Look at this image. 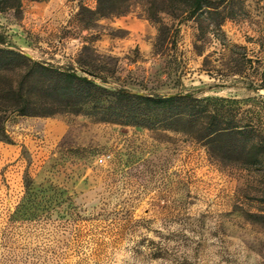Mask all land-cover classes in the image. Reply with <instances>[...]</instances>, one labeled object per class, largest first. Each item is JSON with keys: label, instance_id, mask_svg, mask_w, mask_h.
Returning a JSON list of instances; mask_svg holds the SVG:
<instances>
[{"label": "rangeland", "instance_id": "obj_1", "mask_svg": "<svg viewBox=\"0 0 264 264\" xmlns=\"http://www.w3.org/2000/svg\"><path fill=\"white\" fill-rule=\"evenodd\" d=\"M129 1L100 16L97 0H10L0 35L109 88L235 99L230 116L264 139V0H215L232 15L220 29ZM13 100L0 93V264H264V145L209 149L181 130L21 115Z\"/></svg>", "mask_w": 264, "mask_h": 264}, {"label": "trees", "instance_id": "obj_2", "mask_svg": "<svg viewBox=\"0 0 264 264\" xmlns=\"http://www.w3.org/2000/svg\"><path fill=\"white\" fill-rule=\"evenodd\" d=\"M158 1L171 3L173 14L180 9L186 13L187 19L196 20L201 28L205 19L219 16L216 26L220 29L222 21L232 16L225 15L223 8L219 9L221 3L215 0H152L149 18L155 22L159 21L155 7ZM9 2L0 0V9L8 6ZM20 2L17 0V6ZM129 2L97 0L96 14L107 16L123 13ZM162 32L161 26L159 37L164 34ZM8 44L0 35V80L11 71H16L22 80L9 83L0 81V93L7 91L14 96L13 101L5 103L21 115L51 116L70 111L91 114L102 121L181 130L194 140L205 141L209 149L226 137L234 139V148L239 146L248 152L264 145V139L258 138L253 125L241 124L237 118L230 116L232 107L238 103L235 99L201 97L194 91L163 95L123 87L109 88L88 75L80 74L75 68L47 64L32 55L9 48ZM81 67L91 75L97 73ZM101 78L106 82L105 77Z\"/></svg>", "mask_w": 264, "mask_h": 264}, {"label": "water", "instance_id": "obj_3", "mask_svg": "<svg viewBox=\"0 0 264 264\" xmlns=\"http://www.w3.org/2000/svg\"><path fill=\"white\" fill-rule=\"evenodd\" d=\"M7 46H8L9 48H13V49L19 50V51H21V52H23V53H25V54L31 55V54L27 53L26 51H24L22 48H20V47L17 46V45H14V44H8Z\"/></svg>", "mask_w": 264, "mask_h": 264}]
</instances>
